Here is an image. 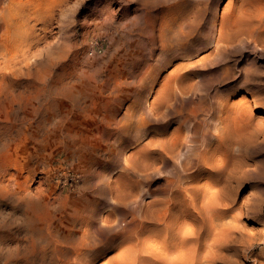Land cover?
Listing matches in <instances>:
<instances>
[{
    "label": "bare ground",
    "instance_id": "1",
    "mask_svg": "<svg viewBox=\"0 0 264 264\" xmlns=\"http://www.w3.org/2000/svg\"><path fill=\"white\" fill-rule=\"evenodd\" d=\"M13 1L0 0L1 48L19 49L21 37L27 35L12 20ZM175 8L170 15L146 17L142 24L147 37L138 39L134 49L147 46L152 57L159 51L153 66L146 70L124 67L125 56L110 65L102 84L110 96L95 104L103 107L101 116L91 105L90 95L103 93L92 76L88 83L84 79L72 83L58 75L47 86H42L44 80L27 86L39 93L48 88L54 98L65 100L50 103V98L41 97L33 113L21 117V68H12L7 57L0 62V198L17 196L25 224L19 240L6 243L0 233V264H95L120 236L123 252L117 264H264V247L256 254L258 245H264V224L255 233L243 225V219L264 223L257 197L243 195L256 172L252 169L264 144V129L254 111L247 109L248 98L231 101L237 87L227 90V95L219 91L215 105L198 94L203 84L196 81L198 69H211L218 76L229 70L214 66L210 56L197 60L193 51L197 34L190 28L186 31L185 24L190 16L202 20L195 12H183L182 4ZM51 9L34 6L28 20L48 19ZM242 14L238 12L245 17ZM256 14L264 20V7ZM188 26L192 27L191 22ZM248 30L245 24L232 31L222 26L214 42L216 57L223 58L222 52L229 47L223 45L232 44ZM211 31L208 35L214 40ZM165 69H170L169 74L160 83ZM31 71L28 66L25 73ZM128 74L133 75L132 81L127 80ZM147 93L155 94L152 101L144 96ZM83 94L87 95L85 106ZM71 100L76 104L73 117ZM261 108L256 104L254 109ZM80 118L86 119L82 127ZM21 123L31 125L32 160H47L48 149L56 142L83 168L74 172L73 185L79 190L83 211L75 208L70 216L63 204L54 208L51 193L33 189L22 179L21 169L12 167L11 153L21 145ZM133 145L134 151L122 160L123 151ZM101 153L109 159L103 161ZM117 164L126 178L123 185L112 177ZM164 172L168 198L146 202L154 193L151 181ZM97 173L105 180L88 181ZM83 174L87 181L81 187ZM58 180L65 183L66 173ZM110 204L131 221L99 225L100 208ZM146 224L154 229L148 230Z\"/></svg>",
    "mask_w": 264,
    "mask_h": 264
},
{
    "label": "rangeland",
    "instance_id": "2",
    "mask_svg": "<svg viewBox=\"0 0 264 264\" xmlns=\"http://www.w3.org/2000/svg\"><path fill=\"white\" fill-rule=\"evenodd\" d=\"M176 4H182L183 12L197 13L202 20L200 23L199 19L197 21L190 16L189 21L192 27L188 26L189 21L185 24L186 31L190 28L191 33L197 34L196 37L193 36L195 37L193 51L196 53L194 54L197 60L210 56L214 66L229 70L228 74L218 76L211 73V69H198L199 77H196V81L203 83L198 94L208 98L215 105L218 101L215 97L219 91L222 92L220 94L227 95L230 93L227 90L237 87L232 93L231 101L238 102L248 98L247 109L254 111V117L264 129V20L256 16L257 11L264 7L262 0H246L243 4L241 0H14L11 8L12 20L18 22L22 34L29 36L21 37L19 49L0 47V62L7 57L8 63L13 65L12 68H21V117L25 113H33L32 108L35 105L39 106L41 97L50 98L48 100L50 103L65 100L57 95L54 98V94H51L48 88H44L39 93L36 88L27 86L28 82L42 80L45 81L42 86H47L48 81H51L53 77L57 78L58 75L72 83L81 82L82 79L88 83L92 76L95 85L99 86V91L103 93L91 94V105H93V112L103 115L105 113L103 107L95 104L101 103L102 99L110 96L108 88L102 85L108 79L110 65L125 56L124 60L127 62L122 61L124 67L133 66V70L137 68L146 70L147 66H153L159 51L152 57L147 46L138 50L134 49L138 39L145 40L147 37V32L141 30L142 24L146 17H163L177 11ZM34 6L43 9L52 8L51 17L45 20L39 18L35 23L33 17L32 20H28ZM238 12H242L245 17L239 16ZM214 16L216 17L213 21ZM242 24L247 25L248 32L235 38L232 44H224L223 47L229 46L228 50L222 52L224 57H216L218 51L214 48V42L221 27L224 26L226 30L232 31L233 28L241 27ZM33 27L35 35L31 33ZM45 29H47L46 32ZM210 31L213 33L214 40L208 35ZM199 34H201L200 37ZM38 36L39 38H36ZM2 43L3 41L0 40V46ZM28 66L32 68L30 74L25 73ZM169 71L170 69H165L160 73V83L168 76ZM127 80L132 81L133 75L128 74ZM83 95L82 106H85L87 95ZM146 95L149 101L155 97V94H144L145 97ZM92 97H94L93 103ZM69 103L73 105L70 117L76 116L74 110L76 104L72 100ZM128 104L127 102L125 105ZM256 104L262 106L261 110L254 109ZM122 115L123 111L118 118ZM85 120L84 118L78 120L79 127L84 125ZM32 121L34 122L31 120L30 123ZM30 127L29 123H21V145L11 153L10 164L13 168L21 169L22 179L33 189L51 193L55 200L54 208L57 209L60 204H63L65 210L70 211V216L75 208L83 211L85 206L78 204L79 190L73 189L74 172H77L76 169L83 170V168L77 166L78 162L69 157L67 153L69 150L66 147H61L56 142L49 147L47 160H32ZM134 149L133 145L124 150L120 156L121 159H125ZM101 156L103 161L109 159L107 153H101ZM255 162L252 170L256 172L253 173L243 195H255L264 209V144L261 145ZM116 166V170L112 173L113 180L123 185L126 178L120 174L123 170L122 165ZM62 172L67 175L65 183H59L58 180ZM100 174L97 173L94 178L89 177L88 181L93 180L96 184H100L105 180ZM165 174L166 172L154 176L150 184L154 193L150 198H145L146 202L163 201L168 198ZM81 177L79 185L83 187L87 177L85 174ZM16 198L14 194H5L0 198V225H4L0 233L6 237V243H10V239L12 241L21 239V230L25 225L22 221L21 208L15 202ZM121 212V209L117 210L111 204L101 207L98 213L99 225H125L124 220L129 223L130 217L127 215L128 217L125 218ZM263 224L243 219V225L250 233H255L254 229H260ZM146 225L148 230L154 229L150 224ZM122 241L123 237L120 236L112 248L107 250L95 264L111 262L117 264L116 260L123 252L121 249L123 247L120 246ZM263 247L264 245H258L256 254H261ZM250 261L253 262V259Z\"/></svg>",
    "mask_w": 264,
    "mask_h": 264
}]
</instances>
